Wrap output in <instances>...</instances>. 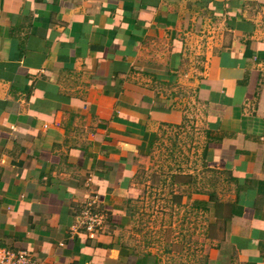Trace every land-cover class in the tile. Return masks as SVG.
I'll return each mask as SVG.
<instances>
[{"label":"crops","instance_id":"0c3cea01","mask_svg":"<svg viewBox=\"0 0 264 264\" xmlns=\"http://www.w3.org/2000/svg\"><path fill=\"white\" fill-rule=\"evenodd\" d=\"M193 127L205 176L178 174L207 218L200 263L264 264V0H0V247L164 264L135 199ZM91 202L103 233L81 225Z\"/></svg>","mask_w":264,"mask_h":264},{"label":"rangeland","instance_id":"374dc122","mask_svg":"<svg viewBox=\"0 0 264 264\" xmlns=\"http://www.w3.org/2000/svg\"><path fill=\"white\" fill-rule=\"evenodd\" d=\"M194 133L193 127L186 138L158 147L156 157L142 168L141 184L149 187L135 199L134 237L159 253L164 264H201L205 250L207 218L201 209L180 199L192 189L181 185L187 177L178 173L192 171L200 180L205 176L202 140L198 131L197 138Z\"/></svg>","mask_w":264,"mask_h":264},{"label":"built area","instance_id":"2783aa9c","mask_svg":"<svg viewBox=\"0 0 264 264\" xmlns=\"http://www.w3.org/2000/svg\"><path fill=\"white\" fill-rule=\"evenodd\" d=\"M200 44L201 48H208V43L205 41V39H202ZM81 214V225L89 234L95 235L104 232L107 224V216L102 211L97 210L92 202L83 208ZM0 264L39 263L28 251L0 247Z\"/></svg>","mask_w":264,"mask_h":264}]
</instances>
